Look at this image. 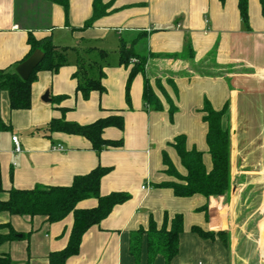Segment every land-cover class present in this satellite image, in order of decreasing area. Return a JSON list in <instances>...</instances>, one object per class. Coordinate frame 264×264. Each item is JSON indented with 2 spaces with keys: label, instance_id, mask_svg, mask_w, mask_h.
Instances as JSON below:
<instances>
[{
  "label": "crops",
  "instance_id": "crops-1",
  "mask_svg": "<svg viewBox=\"0 0 264 264\" xmlns=\"http://www.w3.org/2000/svg\"><path fill=\"white\" fill-rule=\"evenodd\" d=\"M109 5V13L84 27L93 14L94 0H69L68 16L64 8L49 0H0V68L13 69L29 52L28 33L37 38L51 35L59 47H68V62L58 71H39L32 84L31 107L11 110L8 94L0 91V118L9 126L0 131V168L4 190L0 200L8 198V190L31 188L36 184L69 185L74 177L85 174L98 165L111 167L101 180V193L127 191L131 198L116 205L98 225L84 234L80 251L69 257L66 264H135L130 254V234L139 227H147L153 215L157 223L165 213L184 216V230L179 235V251L170 264H247L237 251L235 240L227 227L224 198L209 200V222L198 210L206 203L200 195L177 197L172 189L156 187V183L171 180L163 172L162 153L166 151L181 173L185 169L175 149L170 145L179 134L187 136V147L207 152L205 136L207 124L200 111L204 98L215 109L225 105L224 126L231 118L248 109H260V180L257 182L258 214L264 211V16L259 0H249V28H246L238 9V0H101ZM138 38L137 49L158 54L181 53L188 44L194 50L195 62L209 61L218 65L214 75L203 76L192 71V66L166 58L150 59L178 70L171 77L178 88L173 95L177 111L172 120L168 105L163 111L149 110L142 99L143 76L138 74L130 89V105L125 89L129 70L115 62L105 67L104 92L93 91L84 99L76 90V52L72 48L86 43L106 50H115L122 41L130 43ZM109 44L110 47H109ZM109 51V50H108ZM49 91V100H43ZM66 96L60 104L52 102ZM81 124L105 116L110 110H121L123 129L107 127L104 137L123 139L118 148L95 150L90 141L76 134L53 132L45 135L40 129L51 118L62 115ZM244 117V116H243ZM231 134V131H230ZM17 135L21 151H15L12 136ZM57 144L64 150L54 149ZM232 146V137H231ZM231 147V161H232ZM205 163L211 159L205 154ZM232 163V162H231ZM146 186L143 188L142 186ZM224 202V201H223ZM259 202V206H258ZM221 204L224 228L229 233V247L219 239H204L191 230L198 225L206 230L215 227L214 207ZM94 198L83 200L79 207H92ZM10 223L19 237L0 244V256L9 254V264H49V254L64 248L73 223L72 215L49 223L42 216L13 215L0 212V224ZM8 228H0L6 234ZM28 234L23 237L22 234ZM264 254V221L256 224ZM21 235V236H20ZM264 263V256L261 260ZM6 264V263H3ZM140 264H147L144 241ZM154 264H164L158 255Z\"/></svg>",
  "mask_w": 264,
  "mask_h": 264
},
{
  "label": "trees",
  "instance_id": "trees-1",
  "mask_svg": "<svg viewBox=\"0 0 264 264\" xmlns=\"http://www.w3.org/2000/svg\"><path fill=\"white\" fill-rule=\"evenodd\" d=\"M61 5L68 16L69 0H49ZM224 1V0H221ZM264 16V0H259ZM109 5L101 0H94L93 14L85 21L84 27H90L94 21L109 13ZM238 9L241 19L246 28H249V0H238ZM138 38L130 43L122 41L117 50L118 63L129 70L126 81L125 97L130 105V89L134 78L142 74L143 90L142 99L145 106L152 111H163L164 102L168 105L169 117L172 120L177 111L174 98L170 96L165 85L173 90V95L178 96V88L171 77L165 79L155 75L150 70V59L166 58L179 61L185 65H191L192 71L199 75H214L219 71L218 65H211L207 60L195 62V54L192 46L187 45L181 53L158 54L155 52H141L136 45ZM27 43L29 52L23 60L31 55L34 50L41 48L44 57L34 69L28 79H23L13 69L0 68V91H6L11 110L29 109L31 107L32 84L37 79L39 71H58L68 62V47L57 46L51 35L37 38L32 32L28 33ZM76 52V70L73 77L76 79V90L84 99H88L93 91L104 92L103 79L106 76L105 67L109 64L110 51L84 44L72 48ZM21 60V62L23 61ZM20 63V62H19ZM164 66V65H163ZM212 70L213 72L210 73ZM162 98H161V97ZM66 96H57L52 102L60 104ZM61 116L53 117L40 129L45 135L50 136L53 132H64L86 137L93 149L118 148L123 145V139H107L104 131L107 127L123 129L125 119L121 110H110L105 116L90 122L81 124L68 120L64 113L65 107H60ZM228 110L225 105L221 109H215L208 98H204L200 111L202 120L207 124L205 141L207 152L196 147H187V136L177 135L170 143L175 149L185 173L178 171L168 153L163 151V172L171 177V180L156 183V187L170 188L177 197L187 198L200 195L206 199V203L198 208L204 214L206 222H209V200L222 197L229 200L231 187V134L229 126H224L223 117ZM9 127L0 118V131ZM211 159V167L205 163V154ZM111 167L98 165L85 174L76 175L69 185H44L36 184L31 188H15L8 190V198L0 200V212L6 211L13 215H27L30 217L42 216L49 223L58 222L72 215L73 223L66 246L49 254V264H66L69 257L80 251L84 234L89 228L98 225L113 210V208L131 198L127 191H112L102 194L100 191L102 178L111 171ZM1 168H0V191H3ZM94 198L97 204L92 207H79L83 200ZM257 222L264 221V211L257 217ZM8 228L6 234L0 233V244L19 237V232L8 222L0 224V228ZM184 230V216L177 213L169 216L165 213L163 221L159 224L153 215L149 217L147 227H139L130 234L129 251L134 258L135 264H140L142 246L146 242L147 264H154L158 255L164 258V264H170L179 251V235ZM191 230L204 239L219 238L226 247H229V233L225 230H206L201 226L193 225ZM27 237L28 234H22ZM263 259V252L261 251ZM9 254L0 256V264L11 262Z\"/></svg>",
  "mask_w": 264,
  "mask_h": 264
},
{
  "label": "rangeland",
  "instance_id": "rangeland-1",
  "mask_svg": "<svg viewBox=\"0 0 264 264\" xmlns=\"http://www.w3.org/2000/svg\"><path fill=\"white\" fill-rule=\"evenodd\" d=\"M111 44H109L110 47ZM108 65L118 58L115 50H110ZM106 66V67H107ZM207 71L213 72L211 69ZM162 76L161 74H155ZM244 116V117H243ZM260 109L241 111L231 118L230 131L232 137L231 187L229 200H222L226 204L227 227L233 234L236 250L247 264H264L261 261L260 235L255 233L258 214L257 194L260 180ZM224 201V202H223ZM259 206V202H258ZM230 236V235H229Z\"/></svg>",
  "mask_w": 264,
  "mask_h": 264
},
{
  "label": "water",
  "instance_id": "water-1",
  "mask_svg": "<svg viewBox=\"0 0 264 264\" xmlns=\"http://www.w3.org/2000/svg\"><path fill=\"white\" fill-rule=\"evenodd\" d=\"M44 57V52L41 48H37L34 50V52L29 55L25 60L20 62L15 70L16 72L23 78L28 79L29 76L32 74L34 69L38 66V64L41 62V60ZM152 70L154 73L161 74L163 76H174L178 75L180 71L163 66L158 61H153L152 63ZM43 100L48 101L49 100V91H46L43 98ZM214 218H215V227L219 230L224 228V220H223V214H222V207L221 204H216L214 207ZM21 236V235H20Z\"/></svg>",
  "mask_w": 264,
  "mask_h": 264
},
{
  "label": "built area",
  "instance_id": "built-area-1",
  "mask_svg": "<svg viewBox=\"0 0 264 264\" xmlns=\"http://www.w3.org/2000/svg\"><path fill=\"white\" fill-rule=\"evenodd\" d=\"M12 141L15 145V151L16 152H20L21 151V144H20V141H19V138L17 135H13L12 136ZM54 149H58V150H64V146L61 145V144H57L53 147ZM143 188H145L146 186H142Z\"/></svg>",
  "mask_w": 264,
  "mask_h": 264
}]
</instances>
